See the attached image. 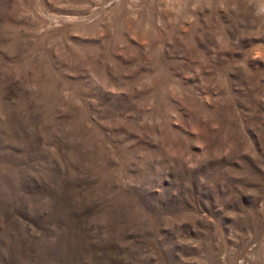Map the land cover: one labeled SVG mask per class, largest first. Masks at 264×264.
I'll return each instance as SVG.
<instances>
[{
	"label": "rangeland",
	"instance_id": "1",
	"mask_svg": "<svg viewBox=\"0 0 264 264\" xmlns=\"http://www.w3.org/2000/svg\"><path fill=\"white\" fill-rule=\"evenodd\" d=\"M0 264H264V0H0Z\"/></svg>",
	"mask_w": 264,
	"mask_h": 264
}]
</instances>
